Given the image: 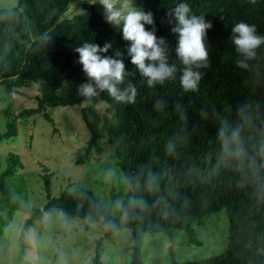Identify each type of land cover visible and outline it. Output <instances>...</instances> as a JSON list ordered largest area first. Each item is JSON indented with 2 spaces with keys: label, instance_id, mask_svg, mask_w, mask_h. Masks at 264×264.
Segmentation results:
<instances>
[{
  "label": "trees",
  "instance_id": "1",
  "mask_svg": "<svg viewBox=\"0 0 264 264\" xmlns=\"http://www.w3.org/2000/svg\"><path fill=\"white\" fill-rule=\"evenodd\" d=\"M75 0H18L8 9L0 8V83L21 87L24 82L38 85L37 107L26 108L15 119L26 121L32 115L42 114L53 122L47 109L82 105L80 114L89 138L79 149L76 163L86 164L103 149L107 142L111 157L121 169L124 181L139 178L141 188L129 190L126 183L123 202L130 197L143 196L149 207L136 209L125 223L112 214V206L103 204L87 188L63 190L51 195V174L43 175V189L47 201L42 208L29 206L18 190L9 188L4 180L14 175L21 165L19 156L9 153L6 167L0 169V204L6 206L0 219V235L14 210L29 214L25 227L41 220L45 213L60 211L67 221L81 219L104 226L113 222L118 230L105 228L96 240L95 254L86 264H104L101 259L102 242L122 229H130L132 244L127 264H143L141 237L143 233L171 234L182 229L189 244L199 245L194 223L226 209L229 219L228 243L223 252L195 261H180L171 252L169 264H264V185L239 186V176L231 169L214 172L216 163V131L223 119L236 118V109L242 104L251 106L264 118V46L258 49L257 60L248 70L236 66L240 57L230 41L231 29L237 22L255 25L257 34L264 35V0H135L138 7L153 14L157 37H163L170 50V62H176L172 51L176 37L171 33L170 8L178 3L189 4L192 14L203 15L212 27L207 30L205 44L209 66L203 73L199 89L185 93L179 85V72L175 80L149 88L139 76L126 55L127 42L116 34L94 4H85L84 13L60 20ZM174 23V21H173ZM50 36V39H46ZM115 36L117 41L114 40ZM84 42L103 46L111 42L112 48L103 55L114 56L115 51L125 53L123 61L129 75L126 79L137 87L135 104H119L106 93L85 103L77 94V87L86 82L82 66L74 51ZM161 101L163 107L156 108ZM107 104V114L101 115L97 104ZM179 105V107H178ZM202 111L207 115H202ZM0 135H16L15 121ZM176 142V151L168 154L166 144ZM151 170L161 176L160 192L150 194L143 190L144 174ZM163 202L153 206L160 198ZM167 205L165 218L162 208Z\"/></svg>",
  "mask_w": 264,
  "mask_h": 264
},
{
  "label": "rangeland",
  "instance_id": "2",
  "mask_svg": "<svg viewBox=\"0 0 264 264\" xmlns=\"http://www.w3.org/2000/svg\"><path fill=\"white\" fill-rule=\"evenodd\" d=\"M18 0H0V8L8 9L17 5ZM91 0H89V3ZM87 0H75L60 20L84 13ZM102 14V7L94 4ZM111 25V24H110ZM116 34L120 29L111 25ZM117 41V37L114 38ZM39 87L32 82H24L21 87H9L0 83V135L9 130L8 123L15 121L16 135L0 138V169L7 163L9 153H15L21 161L14 175L4 182L12 190H18L20 197L29 206L42 208L47 201L43 189V175L51 174V195L58 196L63 190L87 188L105 205L112 206V214L117 216V201H123L126 191L124 176L111 157L112 149L103 142V149L86 163H76L79 149L89 138L80 114L82 105L53 107L47 109L53 122L42 114L32 115L26 121L15 116L26 108L37 107ZM107 104L99 102L97 109L101 115L107 114ZM110 180L105 177L109 172ZM1 195V194H0ZM1 198V196H0ZM6 206L0 204V219L5 215ZM60 211L50 213L46 219L34 220L29 228L25 221L29 214L14 210L0 235V264H60L61 257L67 264H86L95 254L96 240L105 228L100 223H90L81 219L67 221ZM200 241L199 245L189 244L184 230L176 229L170 235L143 233L141 254L143 264H169L171 252L180 261H195L218 255L228 243L229 219L226 209L203 218L202 223H194ZM130 229H122L102 242L101 259L104 264H127L132 244Z\"/></svg>",
  "mask_w": 264,
  "mask_h": 264
},
{
  "label": "clouds",
  "instance_id": "3",
  "mask_svg": "<svg viewBox=\"0 0 264 264\" xmlns=\"http://www.w3.org/2000/svg\"><path fill=\"white\" fill-rule=\"evenodd\" d=\"M89 3V0H87ZM89 4H99L105 21L120 29L122 39L127 42L126 55L135 67L139 76L149 88L162 85L165 81L175 80L179 72V85L183 92L194 93L199 89L203 73L201 68L209 66L208 50L205 44L206 32L212 27L203 15L192 14L187 3H178L170 8L167 16L170 31L176 37V45L172 50L176 62H170V50L163 37L155 35V29L148 30L145 25H154L153 14L138 7L135 0H91ZM174 21V23H173ZM48 36L46 39H50ZM230 41L235 53L240 57L235 61L241 69H250L257 60L258 49L264 46V35L257 34L256 26L245 22H237L231 29ZM112 48L111 42L100 46L91 42H84L74 51L78 53V60L86 82L77 87V94L84 98V102L91 103L93 98L106 93L119 104H135L137 87L126 79L129 75L120 51L114 56L103 55ZM163 103L156 102V108L161 109ZM179 107V105H178ZM202 115H207L202 111ZM216 163L214 172L221 169H231L239 176L238 184L253 186L264 185V118L258 112H253L251 106L242 104L236 109V118L232 121L223 119L216 131ZM176 142L169 140L165 148L168 154L176 151ZM110 171L105 177L110 180ZM161 176L151 170L144 174L143 190L155 194L160 192ZM125 183L129 190L135 192L141 188L139 178H127ZM163 202L161 197L154 202L157 206ZM149 207L143 196L129 198L127 204L117 201L115 208L120 212L122 222H127L130 214L136 209L141 212ZM167 205L162 208V215L167 217ZM45 218L49 213H45ZM63 216V213H60ZM108 230H118L109 221L105 224ZM60 264H67V259L61 257Z\"/></svg>",
  "mask_w": 264,
  "mask_h": 264
}]
</instances>
